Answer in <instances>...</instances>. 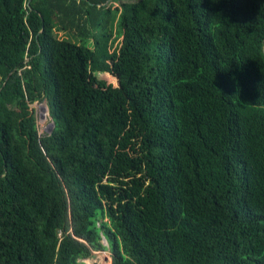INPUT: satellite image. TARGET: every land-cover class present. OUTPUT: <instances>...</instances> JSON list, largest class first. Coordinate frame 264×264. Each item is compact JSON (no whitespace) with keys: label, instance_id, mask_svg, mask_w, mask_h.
Wrapping results in <instances>:
<instances>
[{"label":"trees","instance_id":"16d2710c","mask_svg":"<svg viewBox=\"0 0 264 264\" xmlns=\"http://www.w3.org/2000/svg\"><path fill=\"white\" fill-rule=\"evenodd\" d=\"M111 1L0 0V264H264V0Z\"/></svg>","mask_w":264,"mask_h":264},{"label":"rangeland","instance_id":"374dc122","mask_svg":"<svg viewBox=\"0 0 264 264\" xmlns=\"http://www.w3.org/2000/svg\"><path fill=\"white\" fill-rule=\"evenodd\" d=\"M136 1H138V0H120V1H117V0L113 1L112 0L109 5H113V7H117V6L121 5L122 3H126V2L132 3V2H136ZM59 37L60 38H66V35L64 33H59ZM120 40H119V42H120ZM100 77L105 79L108 82V84H113L114 86H118V80L115 77H113L112 75L100 74ZM44 105H46L45 102H43L42 104L32 105V107L36 110L37 123H38L39 131L41 134H44L45 132H47L49 124H51V118L49 115H48L49 122L46 120H42L40 117V113L44 111V109H43ZM84 262L86 264H112L111 263V254L109 251L96 252L95 256L93 258H90L88 260H84Z\"/></svg>","mask_w":264,"mask_h":264},{"label":"built area","instance_id":"2783aa9c","mask_svg":"<svg viewBox=\"0 0 264 264\" xmlns=\"http://www.w3.org/2000/svg\"><path fill=\"white\" fill-rule=\"evenodd\" d=\"M46 103V102H45ZM35 104H42V103H35ZM34 105V104H33ZM31 108H33L32 107V105H31ZM34 109V108H33ZM43 109H44V111L43 112H41L40 113V117H41V119L42 120H46V121H48L49 122V120H48V115L50 116V114L48 113L49 112V109H48V105H47V103H46V105H44V107H43ZM35 112H36V110H35ZM37 117V116H36ZM51 118V117H50ZM54 123H53V121H52V119H51V124H49V127H48V129H47V132H45L44 134H46V133H51L52 132V125H53ZM41 134V133H40Z\"/></svg>","mask_w":264,"mask_h":264},{"label":"water","instance_id":"95a60500","mask_svg":"<svg viewBox=\"0 0 264 264\" xmlns=\"http://www.w3.org/2000/svg\"><path fill=\"white\" fill-rule=\"evenodd\" d=\"M53 128H54V124L52 125V129H53ZM105 243H106V245H108L106 241H105Z\"/></svg>","mask_w":264,"mask_h":264}]
</instances>
